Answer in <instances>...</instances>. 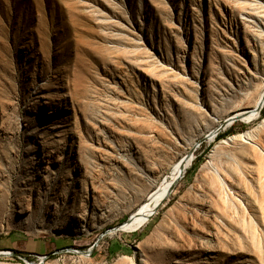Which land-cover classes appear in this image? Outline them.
Listing matches in <instances>:
<instances>
[{
	"label": "rangeland",
	"instance_id": "obj_1",
	"mask_svg": "<svg viewBox=\"0 0 264 264\" xmlns=\"http://www.w3.org/2000/svg\"><path fill=\"white\" fill-rule=\"evenodd\" d=\"M262 36L264 0H0V194L9 201L10 187L41 179L39 153L55 170L58 153L72 167L57 190L85 182L57 211L44 200L0 211V251H12L0 264H264V104L204 137L220 127L212 115L223 123L255 105ZM197 92L201 105L189 108ZM257 127L254 141L231 140ZM188 155L163 207L109 232ZM189 193L216 200L195 229L178 204ZM81 207L95 216H71Z\"/></svg>",
	"mask_w": 264,
	"mask_h": 264
},
{
	"label": "bare ground",
	"instance_id": "obj_2",
	"mask_svg": "<svg viewBox=\"0 0 264 264\" xmlns=\"http://www.w3.org/2000/svg\"><path fill=\"white\" fill-rule=\"evenodd\" d=\"M196 11L197 10H195V12ZM256 34L260 35V32H258ZM262 37H264V36H262ZM247 43L248 44H246L245 46H248V45L251 46L250 42H247ZM261 86H262V89L260 91L259 97H258L255 105L250 110L239 111L234 115L241 116L243 118V120H246V121L251 120L256 115V113L258 111L257 107L260 106V104H262V99L264 97V79H263V83ZM198 98H199V96H198V92H197V94H195V96L191 97L192 101L189 102V108L200 107L201 104L199 103ZM212 119L218 123V126L219 125L221 126L223 124L221 122V120L216 116L212 115ZM261 126H264V120L259 124V127H261ZM216 131H217L216 127L214 129L209 128L204 133V137H207L209 140H212L215 137ZM257 131H258V127L254 128L250 131H247L245 133H242L240 135L233 136L231 138V140L239 139V140H243V141H248V140L254 141V139L256 138ZM76 135H78V134H76ZM80 142H82V140H80ZM225 142H227V141L225 140ZM83 149L84 148L82 147V145H80L78 147L79 162L80 163H82L80 160H83L85 157L84 155H81ZM117 154H118V157L120 160L123 156L122 151H119ZM193 157H194L193 155L182 156L178 161L170 164V167H171L170 173L167 176L165 175L166 177L159 183V185H157V187L154 190H152L150 192V194H148V198L146 199V201L143 202L142 205L131 215L132 218L130 220H127L126 222H124L122 229L112 230L110 233H114L116 231L117 232L123 231V230L124 231L125 230H135V229L141 227L142 225H144L143 223L148 221L151 215L156 213L161 207H163L165 205L167 198L169 196V193H170L171 185H173L175 182H177L179 179H181L184 176V173H185L187 167L191 164ZM36 158H37V162L40 165L46 161L47 162L51 161L50 159L46 160L44 155L42 156L40 153ZM55 161H56L55 163H57L59 165L57 170L53 169L47 162H46V165L39 167L40 171L35 170V172H34L35 175L39 178L41 177V179H39V181L36 182V180H34V178L32 176H30L29 177L30 182L27 183L28 184L27 187L26 186L25 187L19 186V188H16V189H13L11 187H10V189L8 188L10 190L9 195L7 194L8 196H10V200L9 201L7 200L8 202L6 201L7 198H4V195L0 194V198L5 199L4 201H3V199L0 200V211L3 213L4 210H5V212L9 210L10 213H12V214L22 215V213L29 211V208L31 207V203H36L39 200H41V201L44 200L45 206H47L50 203H53V204H51V206L54 205L55 210L57 211V207L60 209V207L64 205L66 199H68V202H71V201H75L78 197H80L79 193L84 191L82 189L85 187L84 186L85 182H83V183L81 182V187L79 189H77V188L64 189V192L62 191V189H61V191L57 190V189H60L62 187L57 182L58 176L61 174H63V175L70 174L72 167L64 160V155L61 153L57 154V159ZM73 162H76V160H73ZM84 166H86V164ZM82 167H83V165H82ZM84 168H86V167H84ZM215 172L219 177H221V172L219 171V169L216 168ZM52 174H54V175H52ZM49 181L55 182L52 185L53 188L51 187L52 188L51 194L48 193V194H50L49 196L43 197L44 195L40 191V187L44 184V182L46 183V185H45L46 187L49 186ZM214 181H215L214 179L211 180V182H210L211 185L214 184ZM0 185H1V183H0ZM63 188H64V185H63ZM0 189H1V187H0ZM193 189H195V188H193ZM2 191H4V190H1V192ZM6 191L8 192V190H5V193H6ZM95 191L98 192L97 187L93 188V193L91 195L93 198H95L94 197ZM217 192H218V190H217ZM62 196L65 198L62 199ZM83 200H86V198ZM190 200H191V202H189ZM186 202H189V204H190L189 207L186 206ZM215 203H216V200L214 198H211V197L207 198L206 196H203L201 194L197 195V197L190 195V193L182 196L180 201H178V204L183 206V209H185L187 211V214L186 213L183 214V220H184L185 226L190 227L191 229H195L199 226L202 219H206V218L208 219L210 217H214L215 214L212 213V210L214 208ZM95 205H96V202H95ZM95 205H94V203L92 204L93 209H95ZM85 206L86 205H84V207ZM82 207L78 208V209L71 210L72 211L71 216H75V217H77V219L79 218L80 220L87 219L88 217L92 218L95 216V214H96L95 210H94V212H88V210L86 211V210L82 209ZM180 209H182V208H180ZM1 217H3V216H1ZM11 217L12 216L10 215V218ZM214 220H215V218H214ZM18 223L22 224L23 220H20ZM26 223H28V222H26ZM59 228H62V227H59ZM208 236H212L211 230L208 233ZM205 238L207 240L208 237H205ZM200 240H201V243H204V241H206L204 238H201ZM186 242H185V244H187ZM188 247H189V245H188ZM190 247H191V245H190ZM209 249L215 250V247L213 248V246H211V247H209ZM85 254L88 255L87 252ZM173 263H175V262H173Z\"/></svg>",
	"mask_w": 264,
	"mask_h": 264
},
{
	"label": "water",
	"instance_id": "obj_3",
	"mask_svg": "<svg viewBox=\"0 0 264 264\" xmlns=\"http://www.w3.org/2000/svg\"><path fill=\"white\" fill-rule=\"evenodd\" d=\"M264 104V97H263V99H262V104H260V106H258L257 107V110L258 111H260V109H261V107H262V105ZM238 119H240V120H243V118L241 117V116H238V115H232V116H230V117H228L224 122H223V124L217 129V131H216V134L218 133V131H220L222 128H226L227 126H229V125H231L233 122H235L236 120H238ZM216 134H215V136H216ZM152 216H150V218H151ZM132 217L130 216L129 217V219L128 220H130ZM149 218V219H150ZM145 224V223H144ZM124 225V223H122V224H120V225H118V226H116V227H114L113 229H110L109 230V232L110 231H112V230H119V229H122V226ZM102 236V235H101ZM100 240V237L98 238V240L94 243V245L89 249V251H80V253H88V255L91 253V251L93 250V248L96 246V244L98 243V241ZM73 251H75V252H79V251H77V250H75V249H72ZM66 251H68L67 249H66ZM70 251V250H69ZM16 256H19V257H22L19 253H16V252H13ZM10 254H12V251H0V256H2V255H10ZM44 258H46V257H44ZM34 264V263H33Z\"/></svg>",
	"mask_w": 264,
	"mask_h": 264
}]
</instances>
